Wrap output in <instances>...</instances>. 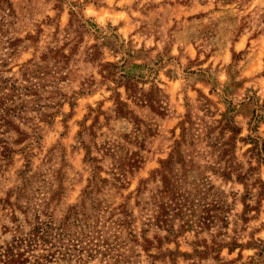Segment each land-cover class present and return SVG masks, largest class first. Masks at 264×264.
<instances>
[{
    "label": "rangeland",
    "instance_id": "rangeland-1",
    "mask_svg": "<svg viewBox=\"0 0 264 264\" xmlns=\"http://www.w3.org/2000/svg\"><path fill=\"white\" fill-rule=\"evenodd\" d=\"M0 264H264V0H0Z\"/></svg>",
    "mask_w": 264,
    "mask_h": 264
}]
</instances>
